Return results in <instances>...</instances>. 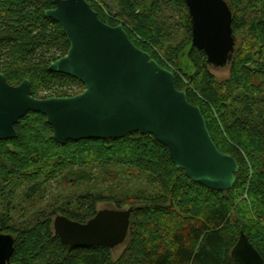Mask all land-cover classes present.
<instances>
[{
    "label": "trees",
    "instance_id": "16d2710c",
    "mask_svg": "<svg viewBox=\"0 0 264 264\" xmlns=\"http://www.w3.org/2000/svg\"><path fill=\"white\" fill-rule=\"evenodd\" d=\"M87 1L104 22L117 25ZM112 1L114 16L128 23L124 29L132 42L167 68L152 47L164 52L175 87L200 107L217 148L238 162L234 185L216 191L191 181L172 162L167 147L148 133L60 143L42 114L28 112L15 125L16 137L0 140V231L14 237L11 264H238L230 251L241 231L264 260V0H228L237 44L229 76L221 82L205 63L204 52L190 46L184 0ZM52 7V0H0V72L11 85L28 78L34 97L52 90L67 96L55 90L73 83L83 87L48 69L69 48L59 23L44 14ZM173 35L179 36L174 42ZM112 166L141 177L152 190L87 191L34 212L25 208L13 217L19 186H24L21 199L31 201L41 198L51 180L88 182L95 177L92 170ZM102 201L132 208L127 246L116 260L104 246L65 245L53 229L55 213L84 223Z\"/></svg>",
    "mask_w": 264,
    "mask_h": 264
},
{
    "label": "water",
    "instance_id": "95a60500",
    "mask_svg": "<svg viewBox=\"0 0 264 264\" xmlns=\"http://www.w3.org/2000/svg\"><path fill=\"white\" fill-rule=\"evenodd\" d=\"M44 14L59 23L69 42L48 69L84 85L71 96L37 98L30 80L9 84L0 72V140L16 137L15 125L38 112L60 143L82 139H118L142 132L167 147L176 167L195 183L216 191L230 190L239 171L236 159L220 151L200 107L175 87L174 74L138 48L122 24L104 22L87 0H52ZM191 30L190 46L202 50L212 68L230 65L237 37L228 0H184ZM132 208L101 209L84 223L58 214L53 229L71 247L122 244ZM14 237L0 231V264H11ZM238 264H264L241 231L230 251Z\"/></svg>",
    "mask_w": 264,
    "mask_h": 264
},
{
    "label": "rangeland",
    "instance_id": "374dc122",
    "mask_svg": "<svg viewBox=\"0 0 264 264\" xmlns=\"http://www.w3.org/2000/svg\"><path fill=\"white\" fill-rule=\"evenodd\" d=\"M96 5L100 4L106 12L109 14L108 16H111V18H108L110 20H114L117 24H122L123 27L127 26L128 23L123 21L122 19L114 16V13L116 11L115 5L112 0H95ZM103 1V2H102ZM111 9V11L107 8V6ZM100 11L105 15V13L100 9ZM171 14L174 15L173 18H176V14L174 13H166V17H171ZM106 16V15H105ZM174 21V19H173ZM181 29L178 30V32ZM137 40H140L139 36L134 35ZM174 36L175 39H178V35H173L172 42H174ZM242 43L241 40H239L238 45ZM153 51L156 52L157 56L165 63L166 67L171 71L173 70V66L169 61H167L166 57L164 56V52L152 47ZM212 73L216 79L217 82L224 81L229 76V68H212ZM84 89L83 87L73 83L66 85L62 88L56 89L55 91L63 90L68 93L67 96L74 95L76 93L81 92ZM196 92V91H195ZM58 93H54V91H38L37 98H45L49 96H57ZM198 95V92H196ZM214 117L217 119V113L215 108H210ZM219 123V122H218ZM220 124V123H219ZM102 171L99 169L92 170V173L95 174V177L90 179L88 182H77L74 181V183L70 182V184L63 185L61 182H56L55 180H51L48 184V186L45 187V191L43 192L41 198H39V195L35 197L34 200L31 201H23L21 199L23 187L19 186L16 189L15 193V213L13 215L14 218H18L19 213L24 210L25 208H32L31 212H34L38 208H44L48 205H52L54 203L60 204L63 201V197L67 195H78L87 191H103L105 193L111 192L114 194L121 193V191L125 192L127 189L131 188H142V187H148V189L152 190L151 187L148 185V182L142 179L141 177H136L134 174L131 173H124L120 167L112 166L105 170V168H101ZM104 172L106 174H104ZM58 181V179H57ZM129 208L128 204H122L119 207L117 204L113 201H102L98 202L95 205L96 212L101 209H127ZM31 212L25 213L26 216L29 218L31 215ZM61 214L60 212H57L54 214L53 219L56 215ZM62 215V214H61ZM127 239L120 245L114 247L111 249V257L113 260L118 259L121 254L123 253L124 249L127 246Z\"/></svg>",
    "mask_w": 264,
    "mask_h": 264
},
{
    "label": "built area",
    "instance_id": "2783aa9c",
    "mask_svg": "<svg viewBox=\"0 0 264 264\" xmlns=\"http://www.w3.org/2000/svg\"><path fill=\"white\" fill-rule=\"evenodd\" d=\"M92 2H96L95 0H91ZM98 7H99V9H101L104 13H105V15L106 16H108L109 14L106 12V10L104 9V7H102L100 4H98ZM109 18H111V16H108Z\"/></svg>",
    "mask_w": 264,
    "mask_h": 264
}]
</instances>
